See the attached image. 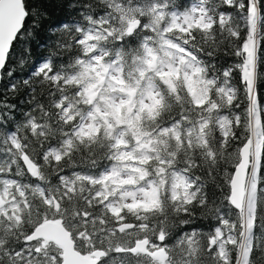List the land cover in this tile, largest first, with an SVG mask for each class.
Masks as SVG:
<instances>
[{
	"label": "snow or ice",
	"instance_id": "snow-or-ice-1",
	"mask_svg": "<svg viewBox=\"0 0 264 264\" xmlns=\"http://www.w3.org/2000/svg\"><path fill=\"white\" fill-rule=\"evenodd\" d=\"M0 264H264V0H0Z\"/></svg>",
	"mask_w": 264,
	"mask_h": 264
}]
</instances>
